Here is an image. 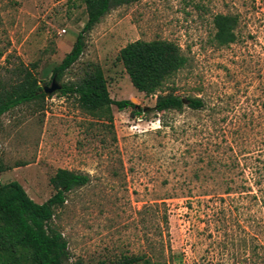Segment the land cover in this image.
<instances>
[{
  "label": "rangeland",
  "instance_id": "374dc122",
  "mask_svg": "<svg viewBox=\"0 0 264 264\" xmlns=\"http://www.w3.org/2000/svg\"><path fill=\"white\" fill-rule=\"evenodd\" d=\"M239 19L238 41L214 45V18ZM87 22L83 0H0V81L53 69ZM138 40L178 44L187 66L161 94L201 109L155 111L132 84L120 51ZM99 65L116 102L113 124L86 115L61 90L0 118V184L19 182L39 204L58 169L88 173L56 224L71 264H264V0H140L112 10L85 38L63 86Z\"/></svg>",
  "mask_w": 264,
  "mask_h": 264
},
{
  "label": "trees",
  "instance_id": "16d2710c",
  "mask_svg": "<svg viewBox=\"0 0 264 264\" xmlns=\"http://www.w3.org/2000/svg\"><path fill=\"white\" fill-rule=\"evenodd\" d=\"M140 0H83L87 22L77 36L72 50L54 67L57 81L71 70L85 50V38L114 9L132 5ZM214 45L229 47L239 39V19L235 15L218 14L214 18ZM133 86L146 96L158 94L155 111L181 110L185 105L201 109L199 98H182L170 93L161 94L187 66L188 59L181 47L172 41L138 40L124 47L118 56ZM13 81H0V118L25 103L45 101L47 95L40 81L30 70H18ZM76 98L80 109L98 121L113 124L112 106L120 110L133 108V115L141 112L131 101L116 102L110 96L108 83L99 65H89L83 75L64 84L60 91ZM3 172L0 166V173ZM91 181L88 173L58 169L50 184L55 193L45 203H36L23 186L13 181L0 184V264H71L69 242L56 224V218L68 200L69 194L85 187ZM264 205V186L257 181ZM113 264H153L145 256L124 257ZM154 264H167L158 262Z\"/></svg>",
  "mask_w": 264,
  "mask_h": 264
},
{
  "label": "water",
  "instance_id": "95a60500",
  "mask_svg": "<svg viewBox=\"0 0 264 264\" xmlns=\"http://www.w3.org/2000/svg\"><path fill=\"white\" fill-rule=\"evenodd\" d=\"M62 89V86L59 84L56 78H53L50 86H44L43 90L47 96L59 91Z\"/></svg>",
  "mask_w": 264,
  "mask_h": 264
}]
</instances>
